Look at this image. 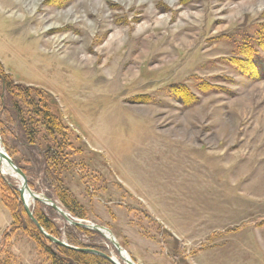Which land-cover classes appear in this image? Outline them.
<instances>
[{
    "label": "rangeland",
    "instance_id": "rangeland-1",
    "mask_svg": "<svg viewBox=\"0 0 264 264\" xmlns=\"http://www.w3.org/2000/svg\"><path fill=\"white\" fill-rule=\"evenodd\" d=\"M263 23L264 0H0V64L54 98L72 143L56 172L84 218L47 186L42 129L29 145L3 109L1 147L33 191L108 228L135 264H264V72L250 78L232 61ZM113 36L120 47L104 66ZM64 37L91 62L70 64ZM37 206L66 241L73 225ZM10 223L0 200V260L48 264L21 230L2 245ZM71 231L125 264L101 234Z\"/></svg>",
    "mask_w": 264,
    "mask_h": 264
},
{
    "label": "trees",
    "instance_id": "trees-1",
    "mask_svg": "<svg viewBox=\"0 0 264 264\" xmlns=\"http://www.w3.org/2000/svg\"><path fill=\"white\" fill-rule=\"evenodd\" d=\"M258 49L264 51V23L258 27L256 37H250V39L245 37L243 43L237 48L238 53L242 57L239 59H232L242 73H245L253 79H258L261 73L264 72V64L261 63V60L264 59L257 57ZM202 88L205 87L203 86ZM173 95L178 98L182 97V102L184 103H188L192 99L183 88L178 90L175 89ZM55 106V100L50 94L14 82L11 76L4 72L0 64V112L3 109H8L9 112L13 114L14 120L24 132L29 145L35 144L36 135L39 133L40 129L43 130L39 139L44 140V146L40 143V148H38L40 149V155L45 160L43 163L45 165L44 177L49 180L47 186H51V193L64 209L71 215L84 218L83 207L77 202L69 189L64 186L57 176L58 172H56V170L60 167L61 152L65 147L71 146L72 143L68 142V140H70V135L67 126L63 123L61 116L56 112ZM12 159L14 163L19 165L17 159ZM28 185L30 188L34 189L32 183L28 182ZM0 200L8 209L11 216L10 226L8 230L3 233L2 245L6 242L10 234L17 230H21L32 239L47 256L48 264H112L100 255L69 249L47 241L27 218L16 188L7 186L1 177ZM36 205H39V202H36ZM33 216L48 233L59 237L60 231L58 227L55 225L50 215L42 210V206L34 208ZM70 228L77 230L79 234L87 237L90 234H98L96 231L81 227L73 226ZM70 228L64 232L65 239L70 245L93 248L108 254L106 249L101 245L81 243L79 237L73 234ZM2 247L3 246H1V249ZM0 264H8V262L7 260H0Z\"/></svg>",
    "mask_w": 264,
    "mask_h": 264
},
{
    "label": "water",
    "instance_id": "water-1",
    "mask_svg": "<svg viewBox=\"0 0 264 264\" xmlns=\"http://www.w3.org/2000/svg\"><path fill=\"white\" fill-rule=\"evenodd\" d=\"M2 161H5L6 164L14 171V173L20 179V184H19V187L17 188V191L19 194V199H20L22 206H23V209L25 211V214L30 219V221L34 224V226L37 228V230L44 236L45 239H47L49 242H51L55 245H58V246L66 247L69 249H74V250L81 251V252H87V253H93V254L100 255L103 258L107 259L112 264H121L115 260V257H113L111 255H107L103 252H100V251H97V250L91 249V248H80V247L70 245L66 241L59 239V238H56L55 236L48 233L34 218L32 210L30 209V205H28L26 203V201L24 200V196L27 195L28 197L32 198L33 202H39L45 206L51 207L70 225L96 231L99 234H101L102 236L104 235V232H107L109 234V237L107 239L110 241V243H112V245L117 250H121L124 253H126V251L118 243V241L115 239V237L113 236V234L111 233V231L108 228L103 227V226L98 225V224H95V223H92V222H89V221L84 220V219L72 217L67 211L62 209V207L56 201L52 200L51 198L44 196L41 193H37V192L33 191L29 187L27 180H26V177H25L24 173L22 172V170L16 166V164L12 161V159L9 157V155L5 152L4 149L0 150V164ZM0 172H1V170H0ZM126 261L128 263L135 264L131 259L127 258Z\"/></svg>",
    "mask_w": 264,
    "mask_h": 264
},
{
    "label": "bare ground",
    "instance_id": "bare-ground-1",
    "mask_svg": "<svg viewBox=\"0 0 264 264\" xmlns=\"http://www.w3.org/2000/svg\"><path fill=\"white\" fill-rule=\"evenodd\" d=\"M92 14V13H91ZM75 17L78 18L80 17L79 15H77V12L75 11ZM81 23L84 24L85 27H91V24L87 23L85 20H80ZM55 39V38H53ZM51 39H47V42L50 41ZM59 43H61V46H60V49L63 51V53L65 54V56L67 58H69V60L71 61L70 64L72 65H75V62H84L85 64H89L91 62V58L89 57H85V56H79V54L81 53L82 54V50H83V45L85 44H80L76 47H71V49L68 51V48H66L65 44L64 43H67L69 40L66 39V37H64L63 39H60L57 40ZM46 43V42H45ZM116 46V47H115ZM115 47V52L118 50V47H120V44L118 42V39L115 38V36H113L111 38V40L108 42V43H105L104 45V55H105V59H104V66L107 65L105 61H107L110 57L111 54V51L112 49ZM103 67V66H102ZM101 67V68H102ZM0 150H2V147H1V144H0ZM0 169L1 171L5 174V175H8V176H12L14 178L17 179V181L20 183V179L18 178V176L14 173V171L6 164L5 161H2L1 164H0ZM24 200L26 201V203L28 205H30V203L33 201L32 198L28 197L27 195L24 196ZM104 238H108L109 237V234L107 232H104ZM108 240V239H107ZM109 241V240H108ZM110 242V241H109ZM112 244V243H111ZM117 250V249H116ZM118 253H119V257L121 260L124 261L125 264H132V263H128L126 261V259H130L128 257V255L126 253H124L123 251L121 250H117ZM116 261L119 262L118 259L115 258ZM120 263V262H119Z\"/></svg>",
    "mask_w": 264,
    "mask_h": 264
}]
</instances>
